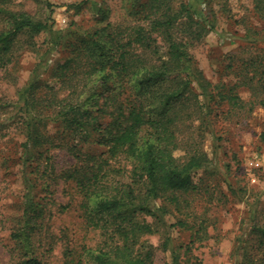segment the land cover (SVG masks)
Returning a JSON list of instances; mask_svg holds the SVG:
<instances>
[{
    "label": "rangeland",
    "instance_id": "obj_1",
    "mask_svg": "<svg viewBox=\"0 0 264 264\" xmlns=\"http://www.w3.org/2000/svg\"><path fill=\"white\" fill-rule=\"evenodd\" d=\"M148 1L0 0V32L11 29L21 13L45 21L49 3L53 29L60 35L54 43L47 33L23 32L0 63V264L23 262L12 233L23 222L27 180L33 199L43 204L40 226L31 233L33 255L43 264H96L87 250L102 243L101 233L86 225L74 183L60 175L74 161L71 145L104 157L107 147L99 144V133L79 138L67 130L55 118V100H82L96 78L94 72L89 79V71L99 59L88 55L81 40L100 30L107 51L111 36L122 42L134 37L138 24L147 26ZM185 2L172 0V11ZM194 5L201 9L197 25L189 27L183 19L172 33L185 41L204 79L201 85L192 83L177 109L184 118L179 127L183 146L189 142L200 150L206 164L194 178L196 190L160 192L155 207L162 216L137 214L151 232L140 234L136 246L140 253L150 251L156 264H174V258L179 264H264V93L259 82L264 0H194ZM153 36L158 53L143 58L158 64L169 56L167 43ZM28 115L42 116L35 128L52 143L31 150L26 159ZM38 150L46 153L39 157Z\"/></svg>",
    "mask_w": 264,
    "mask_h": 264
},
{
    "label": "trees",
    "instance_id": "obj_2",
    "mask_svg": "<svg viewBox=\"0 0 264 264\" xmlns=\"http://www.w3.org/2000/svg\"><path fill=\"white\" fill-rule=\"evenodd\" d=\"M171 1L149 0L143 17L148 21L147 26L138 24L135 36H130L125 42L111 36L110 40L116 39V44L107 40V51L106 43L99 36L100 30L81 40L82 47L88 49V55L99 59V63L93 62L89 71V79L94 72L96 78L91 81L82 100L71 97L55 100V118L67 130L79 138L99 133V144L107 147L104 157L103 154L81 152L74 144L71 145L68 150L74 161L60 175L74 183L86 225L101 233L102 243L87 250L96 264H156L150 251L140 253L136 246L140 234L151 232L150 224L139 221L137 214L158 216L160 208L155 207V199L160 192L196 190L194 178L206 164V156L200 150L194 149L189 142L186 148L183 146L185 142L179 127L184 124V118L177 109L188 99L192 83L201 85L199 79L204 78L193 65L185 41L172 33L183 19L189 27L197 25L201 9H196L194 0H188L173 12ZM47 7L49 16L45 21L34 20L21 13L14 18L11 29L0 32V63H4V55L11 52L15 39L23 32L33 35L47 33L52 42L59 40L60 35L53 29L51 18L53 6L48 3ZM154 34L165 38L169 55L166 60L161 58L158 64L143 58L147 53H158L153 44L156 40ZM193 37H200V34ZM136 46L140 51L135 49ZM104 59L112 60L102 63ZM60 71L64 75L66 69L61 68ZM259 82L264 93L263 60ZM203 93L210 98L204 89ZM32 103L26 101V106L30 107ZM102 116L109 117L105 124L99 121ZM41 117L28 115L25 120L26 159L32 155L31 150L52 143L49 136L35 128ZM179 150L186 155L185 159L178 154ZM37 152L39 157L46 153ZM116 176L119 178L115 179ZM27 188L23 222L12 237L23 251L22 264H43L33 255L31 242V233L40 226L37 219L43 213V204L33 199L29 180ZM174 264H179L176 258Z\"/></svg>",
    "mask_w": 264,
    "mask_h": 264
}]
</instances>
